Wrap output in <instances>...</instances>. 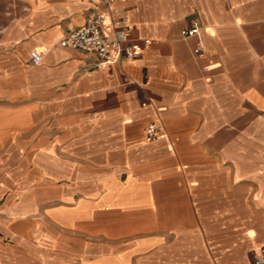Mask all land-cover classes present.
Returning a JSON list of instances; mask_svg holds the SVG:
<instances>
[{
  "label": "crops",
  "instance_id": "obj_1",
  "mask_svg": "<svg viewBox=\"0 0 264 264\" xmlns=\"http://www.w3.org/2000/svg\"><path fill=\"white\" fill-rule=\"evenodd\" d=\"M98 1L0 0V264H252L264 0H116L150 44L95 69L59 42Z\"/></svg>",
  "mask_w": 264,
  "mask_h": 264
},
{
  "label": "built area",
  "instance_id": "obj_2",
  "mask_svg": "<svg viewBox=\"0 0 264 264\" xmlns=\"http://www.w3.org/2000/svg\"><path fill=\"white\" fill-rule=\"evenodd\" d=\"M116 0H99L97 6L85 22L67 32L60 40L59 46L76 50L91 56L94 59V68L113 65L122 60H136L141 58L143 50L149 46L150 40L133 37L134 26L125 23L124 18H114L117 13L113 4ZM127 1V0H120ZM200 28L192 22L184 37H197L195 53L201 52L202 45L199 40ZM42 54L33 50L30 52V64L39 66ZM157 126L150 124L145 128L146 141L159 138ZM252 264H264V247H257L250 252Z\"/></svg>",
  "mask_w": 264,
  "mask_h": 264
}]
</instances>
